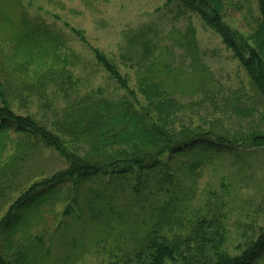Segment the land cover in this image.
I'll use <instances>...</instances> for the list:
<instances>
[{"label":"rangeland","instance_id":"obj_1","mask_svg":"<svg viewBox=\"0 0 264 264\" xmlns=\"http://www.w3.org/2000/svg\"><path fill=\"white\" fill-rule=\"evenodd\" d=\"M222 3L223 22L250 37L257 27L256 2ZM189 23L196 30L201 64L195 73L192 59L177 46ZM26 34L30 35L32 52L21 49L19 40ZM145 39L151 42L152 53H161L163 61L159 63L169 60L178 77L177 86H168L173 102L182 108L170 120L169 129L178 131L186 126L196 136L201 129L208 130L242 147L219 148L204 138L210 146L202 153L198 148L190 149L178 159L179 164L192 163L193 167L201 162L186 171L190 178L178 189L186 204L184 221L177 232L188 229L186 220L191 216L208 213L226 230V255L239 256L264 227V148L252 146L246 150L239 140L257 130L264 131V110L247 72L222 37L205 26L199 16L172 0H0V83L7 89L6 98L17 115L32 117L50 128L54 115L66 102L87 96L115 102L126 96L97 60V51L127 79L128 88L136 94L135 106L141 110L148 107V102L136 88V66ZM248 43L252 45L250 40ZM243 53L248 57V51ZM19 75L23 78L18 79ZM201 75L208 77L205 86ZM5 145L0 153V180L10 182L0 183L8 188L0 195V219L35 182L69 166L51 149L30 150L11 163L18 154V135L11 132ZM220 149L224 152H217ZM106 179L85 184L82 190L90 191V202H98L97 186ZM71 191L70 183L58 182L52 189L39 188L33 193L31 199L38 202L30 207L38 211L28 208L21 215L28 225H18L17 232L10 230L0 236V264H113L118 263L116 256L120 253L131 260L141 235L131 234L136 230L131 223L139 217L135 215L137 208L130 205L128 189L124 197L109 199L107 204L113 210L126 211L129 226L117 218L107 222L105 214L97 217L88 210L77 213V204L72 207V200L66 198ZM77 203L80 208L82 199ZM9 246L15 249H5ZM23 255H30V263L16 262Z\"/></svg>","mask_w":264,"mask_h":264},{"label":"trees","instance_id":"obj_2","mask_svg":"<svg viewBox=\"0 0 264 264\" xmlns=\"http://www.w3.org/2000/svg\"><path fill=\"white\" fill-rule=\"evenodd\" d=\"M172 1H178L186 11L199 16L205 26L222 37L227 48L247 72L252 88L260 95L264 110V0H254L258 10V16L255 17L257 27L250 37L239 30H231L223 22L222 0ZM26 33L30 34L28 28ZM27 34L19 42L21 49L32 52L30 35ZM184 36L177 46L192 59L195 73L201 64L198 58L197 34L191 23L187 25ZM249 40L252 45L248 43ZM38 45L37 43L36 46ZM150 46L151 42L145 39L136 66V88L148 102V107L141 110L135 106L136 94L128 88L127 79L117 72L106 56L97 51V60L105 67L110 77L116 79L125 90L126 96L115 102L90 96L66 102L64 108L54 115L50 128L39 124L32 117L17 115L6 98L7 89L5 91L0 83V153L4 152L5 144L13 132L18 135L19 149L11 163L26 156L30 150L51 149L69 165L65 171L56 172L41 182H35L31 189L9 205L0 219V236L10 230L17 232L18 225L19 228L28 225L21 215L26 214L28 208L38 211L30 205L37 201L31 197L39 188L52 189L58 182L64 185L70 183L73 192L66 195V198L72 200V207L77 204V213L82 215L88 210L97 217L105 214L107 222L111 218H117L119 223L126 226L130 225V216L124 214L126 211L119 212L109 208L107 200L124 197L128 189V196L132 199L130 205L137 208L135 215L139 217L136 223H131L136 226V230L131 234L139 232L141 240L130 261L127 260V255L120 253L116 256L118 263L113 264L264 263V227L260 229L257 239L249 241L245 248L241 249V255L236 257H230L224 252L226 230L208 213L191 216L186 220L188 229L185 232H177L184 221L183 208L186 204L178 189L180 184L186 183L190 178L186 176V171L198 167L201 162H196L193 167L192 163L187 166L179 164L178 159L190 149L198 148L202 153L210 146L207 141L202 140L204 138L219 148H223V145L229 149L242 147L232 145L225 137L217 136L208 130L203 132L201 129L200 134L196 136L188 131L186 126L178 131L169 129L170 120L173 121L174 114L182 108L173 102L174 96L170 93L169 86H177L179 81L177 82L178 77L174 74L171 62L168 60L159 63L163 61L161 53H152ZM244 51H248V57L244 56ZM128 58L133 62V57ZM17 78L21 79L23 76L19 75ZM200 78L202 85L208 84L207 75H201ZM10 91L12 92V88ZM239 140L243 141V148L246 150L252 146L264 148V131L257 130L249 133L247 138ZM102 178L107 179L97 186L100 194L98 202H90V191L82 189L86 183ZM9 182L10 179L0 180L3 184ZM109 185H112V188ZM4 190L7 192L8 188L4 189L0 184L1 196ZM79 198L82 199L80 208L77 203ZM5 249L15 247L9 246ZM16 259L18 263H30V255ZM133 259L136 262H132Z\"/></svg>","mask_w":264,"mask_h":264}]
</instances>
